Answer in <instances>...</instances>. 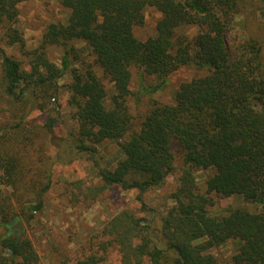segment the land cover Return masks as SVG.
<instances>
[{"label":"trees","instance_id":"16d2710c","mask_svg":"<svg viewBox=\"0 0 264 264\" xmlns=\"http://www.w3.org/2000/svg\"><path fill=\"white\" fill-rule=\"evenodd\" d=\"M24 1L0 0V27L11 43L22 46L24 38L13 25ZM58 1L69 16L65 23L47 25L29 71L0 50L3 94L12 103L26 101L31 107L41 94L43 101L37 106L43 108L46 97L58 95L57 81L70 73L68 104L77 122L72 142L89 151L93 145L114 141L123 153L114 167L97 164L101 184L87 187L93 195L113 185L143 192L161 186L178 171L173 203L163 214L147 219L129 209L117 212L98 232L100 255H85L76 264H100L111 249L119 264H214L210 251L228 241L237 244L232 264H264V43L252 35H230L245 8L243 0ZM255 1L264 9V0ZM147 7L160 18L155 34L141 40L134 27L144 23ZM188 25L199 28L192 39L179 32ZM73 41L89 47L93 63L70 67V57L76 55ZM48 45L64 46L61 66L47 59ZM94 65L111 84V95ZM183 66H194L203 74L181 82L172 103L154 101L135 130L127 104L133 95L131 69L139 72L141 82L147 76L159 81L148 87L153 93ZM25 117L8 133L20 129ZM54 122L50 117L49 130ZM3 142L0 139L3 181L17 191L24 167L19 150ZM197 171L209 172L203 192ZM50 173L49 168L46 183L34 174L26 183L23 180L36 189L33 200L21 194L17 209L1 210L0 264H39L30 240L14 234L11 225L30 220L41 209ZM213 195L240 196L255 207L213 211ZM146 210L142 204L141 211Z\"/></svg>","mask_w":264,"mask_h":264},{"label":"rangeland","instance_id":"374dc122","mask_svg":"<svg viewBox=\"0 0 264 264\" xmlns=\"http://www.w3.org/2000/svg\"><path fill=\"white\" fill-rule=\"evenodd\" d=\"M243 4L245 8L235 18L234 30L230 35H252L264 43L263 6L255 0H243ZM68 16L69 10L61 6L58 0H25L18 5V18L13 25L23 36L24 45L11 43L5 29L0 27V50L29 71L34 53L42 44V35L47 25L65 23ZM159 18V12L147 7L144 10V23L134 27L135 36L141 40L153 36ZM198 30V26L188 25L182 27L179 32L192 39ZM71 45L75 47L76 55L70 57L72 60L70 67L81 66L82 62L93 63L92 53L84 42L73 41ZM45 52L50 62L61 66L64 46L48 45ZM94 69L102 78L98 67L94 65ZM131 71L130 89L133 95L128 98L127 104L135 130L140 128L154 101L172 103L174 92L181 82L203 74L201 69L194 66L180 67L170 74L156 91L150 93L147 92L148 87L159 81L155 77L147 76L141 82L139 72L133 68ZM2 75L0 64V139L6 141L3 143L10 149L19 150L17 155L24 167L25 183L33 174L36 178L42 179L43 183L48 182L46 176L48 169H51L49 186L41 194V209L28 221L18 219L22 225V232L13 228L14 234L30 240L37 252L39 264H76L85 255H100L97 248L98 232L117 212L129 209L137 216L150 219L153 216L159 217L172 205L171 193L176 187L177 170L169 175L161 186L148 188L143 192L136 189L123 190L120 186L113 185L96 195L89 193L87 187L101 184L97 164L102 167H114L123 153L119 144L114 141H103L93 145V149L89 151L77 148L72 142V134L77 132V122L73 119V107L68 104L69 92L66 85L71 81L69 72L57 81L58 95L46 97V107L43 108L37 106V103L43 101L41 94L34 100L32 107L26 101L12 103L2 92ZM102 80L108 95H111V84L107 79ZM143 87L145 90L141 92ZM25 114L22 127L14 130L13 134L8 133L12 125L20 121ZM50 117L56 122L49 130L47 123ZM174 155L178 165L180 157L177 147H174ZM208 174V171L196 172L197 185L202 192ZM4 179L3 170L0 169V214L2 211L17 209L21 194L33 200L36 189H33L31 184L26 187L21 179L19 181L21 186L15 191L13 186L4 183ZM76 182L80 184L77 186L72 184ZM212 199L213 211L237 205H247L249 209L255 207L240 196L213 195ZM142 204H145L146 211H141ZM236 245L234 241H228L212 249L210 252L216 259L214 264H232L231 257L236 252ZM100 264H119L115 250H108Z\"/></svg>","mask_w":264,"mask_h":264},{"label":"water","instance_id":"95a60500","mask_svg":"<svg viewBox=\"0 0 264 264\" xmlns=\"http://www.w3.org/2000/svg\"><path fill=\"white\" fill-rule=\"evenodd\" d=\"M13 228H17L18 230H19V232H22V225H21V223H20V221H16V223H15V225H11V229H13Z\"/></svg>","mask_w":264,"mask_h":264},{"label":"flooded vegetation","instance_id":"af4514ba","mask_svg":"<svg viewBox=\"0 0 264 264\" xmlns=\"http://www.w3.org/2000/svg\"><path fill=\"white\" fill-rule=\"evenodd\" d=\"M13 224V223H12Z\"/></svg>","mask_w":264,"mask_h":264}]
</instances>
